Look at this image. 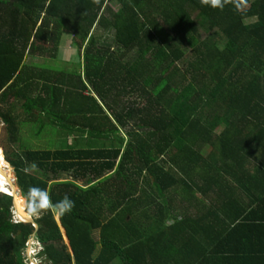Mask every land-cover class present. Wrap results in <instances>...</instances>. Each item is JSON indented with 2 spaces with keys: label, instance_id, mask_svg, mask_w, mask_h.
Returning <instances> with one entry per match:
<instances>
[{
  "label": "trees",
  "instance_id": "trees-1",
  "mask_svg": "<svg viewBox=\"0 0 264 264\" xmlns=\"http://www.w3.org/2000/svg\"><path fill=\"white\" fill-rule=\"evenodd\" d=\"M209 4L0 0V124L9 135L0 157L37 216L45 264H192L187 254L204 256L216 233L244 258L251 242L255 255L243 264H264V0ZM66 33L83 51L81 72L46 67ZM46 126L59 139L36 147ZM22 128L27 144L13 152ZM68 135L76 139L64 145ZM32 188L44 192L39 214ZM193 191L216 195L215 216L188 214L200 204ZM65 196L74 204L58 215L68 241L54 207ZM14 216L13 198L0 192V264H27L35 228ZM216 250L231 251L223 242Z\"/></svg>",
  "mask_w": 264,
  "mask_h": 264
},
{
  "label": "rangeland",
  "instance_id": "rangeland-1",
  "mask_svg": "<svg viewBox=\"0 0 264 264\" xmlns=\"http://www.w3.org/2000/svg\"><path fill=\"white\" fill-rule=\"evenodd\" d=\"M108 5H109V7L113 8L114 10H116L118 8L116 3H114V4H108ZM95 33H96V36H101L102 35V29H99V28L96 29V28H94L93 34H95ZM109 38H111V35L109 36ZM68 39H69V36L65 35L64 36L63 43L68 42ZM76 40L79 43H81V40L78 37L76 38ZM67 46L69 47L70 46V43H68ZM66 49L67 48L64 45L63 46L61 45L59 47V51L57 53V58H59V60L58 59H56V60H50V59L46 60V67L48 69L57 70V71L58 70L59 71H61V70H69L71 72H81V70H83L82 68H83V64H84V59H83V56H82L83 51H80L79 48H77V47H74V48H72L70 50H66ZM79 52H80V55H79ZM80 62H82V63L80 64ZM123 97L126 98V99L129 98L131 101L134 100V98H135V96L133 94H130L129 96L126 95V96H123ZM31 125H32V127H34V125L32 123H31ZM31 125H30V128H32ZM20 128H21V126H20ZM123 131H124V133H127L126 132V129H124ZM43 134L46 135L44 137L45 140H38L36 142V147H39V148H47L49 145H51V143L53 141L57 142L58 139H59L57 135H53L52 134V127H50V126H46L45 127V129L43 131ZM8 136L9 135L7 133L5 134V129L3 127V124H0V145L7 142ZM75 139H76L75 136L68 135L67 139H63V143H64V145H69V144H72L74 142L73 140H75ZM59 143H60V140H59ZM26 144H27V135L25 133V130L22 128L21 129V132L19 133V137H18L17 143L10 144V147H8V145H7V147L9 149L11 148V150L13 152L14 151L21 152L25 148ZM209 151L210 150L207 149L206 150V153H208ZM4 165L7 168V170H10L11 171V173L9 171H7V170L4 169ZM0 175H1L0 177H1L2 181L3 180L5 181L7 178H9L10 181L13 182V186L14 187L17 186L16 185V178H15L13 169L8 164V162L7 163L3 162L1 160V157H0ZM0 191L1 192H6V193H8V191H10L12 193L11 189H9V188H7L6 190H2L0 188ZM15 192H16V195L17 196L21 197L24 200V202H25V208H26L27 207V202H26L25 197L22 195L20 189L19 188L16 189ZM193 192H195V191H193ZM204 196L205 195H203V194L199 195V197L202 198V199L205 198ZM164 199L166 200L165 197H164ZM177 211L173 212V216L175 218L182 215L181 212L176 213ZM15 212H17V210ZM23 212L26 213L25 210ZM17 215H20V214H17ZM35 217H37V216H35ZM15 218H16L17 221H19L17 219V217L14 216L13 222H16ZM57 218H58V214L56 215V219ZM28 219H29V217H28ZM64 239H65V237H64ZM36 241H37V239H36ZM31 244H32V242H31ZM27 247H26V249H27ZM32 247H34L35 250L38 251V247L37 246L32 245ZM26 249L24 251V255L25 256H27ZM40 251L38 253H35V257H36L35 259H34L33 256H31V257H32V259L35 262H37V263H40L41 262L42 264H45L44 258L42 256L41 257L39 256ZM29 254H31V250L30 249H29ZM35 262H33V264H36ZM116 262H119L121 264V262L119 260H116Z\"/></svg>",
  "mask_w": 264,
  "mask_h": 264
},
{
  "label": "crops",
  "instance_id": "crops-1",
  "mask_svg": "<svg viewBox=\"0 0 264 264\" xmlns=\"http://www.w3.org/2000/svg\"><path fill=\"white\" fill-rule=\"evenodd\" d=\"M62 46L64 45L67 48L66 43H63L62 40ZM74 44H71L70 47H68V50L74 48ZM67 50V49H66ZM27 62H34V63H42L43 59L41 57H36V58H29L27 60ZM194 195L199 199L200 204L199 206H194L189 213L194 215V213L196 211H200V213L202 215H204L206 217V219L208 220V212L213 210H216L215 207L211 206V202L214 203V199L216 197L215 194L213 193H207V196H204L205 198H200L199 195H201L199 192L197 193V191L194 193ZM159 199L162 200V197H160ZM219 208V207H218ZM217 210H220L218 209ZM216 213H212V217L215 216ZM227 232H224V234H226ZM213 235V242H210L206 237V241L211 243H207L205 245V253L204 256H199L198 254H187V256H190L192 258L193 263L192 264H243L244 262H248L246 258L250 257V254H252V256L255 255V249L254 246L252 245V243H249L248 246V251H247V255L244 258V252L241 251V249L239 248L238 243L236 242H230V241H226V238L222 237L219 233H216V235ZM193 237V234L191 235ZM68 241V240H67ZM225 243L227 245V247L231 250H227V251H218L216 250V245L219 243ZM218 247H222V246H218Z\"/></svg>",
  "mask_w": 264,
  "mask_h": 264
},
{
  "label": "clouds",
  "instance_id": "clouds-1",
  "mask_svg": "<svg viewBox=\"0 0 264 264\" xmlns=\"http://www.w3.org/2000/svg\"><path fill=\"white\" fill-rule=\"evenodd\" d=\"M209 6H211V7L222 8V7H223V0H210V4H209ZM65 35L69 36V39H68V42H66V45H67L68 43H70V46H71V44H74V43H73V41H74V36L71 35V34H69V33H66V34H64V35L62 36V40H64V36H65ZM70 46H69V47H70ZM67 50H68V46H67ZM85 94H87V93L85 92ZM87 95H88V94H87ZM0 192H1V191H0ZM2 193L7 194V195H9V196H11V197L13 198V196H12L11 194H8V193H6V192H2ZM43 193H44L43 190H42V189H39V188H32V189H29L28 198L31 199V200L33 201V205H32V208H31L30 210H31L34 214H39L40 211H41V209H42L43 207H46V206H42V205H44V203H45V197H44ZM34 194H35V195H34ZM73 206H74L73 201H71L70 199H68L67 196H65L62 200H60L59 202H57V203L54 205V207H55V209H56L58 215H64V214L70 212V211L72 210ZM25 211H26V208H25ZM14 213H15V210H14ZM28 214H29V213H28ZM188 214L191 215L189 212H188ZM30 215H31V214H30ZM15 216H16V214H15ZM31 216L35 219V216H34V215H31ZM15 220H16V218H15ZM18 220H19V219H18ZM16 222H20V220H19V221L16 220ZM16 222H15V223H16ZM32 241H34L35 243H39L38 241H36V239H33V238L29 239V241L27 242V243H28L27 246H28V245L31 246V248H30L31 251L35 249L34 247H32V245H35V246L38 247V251L36 250V253H38L40 250H41V251L43 250V247H42L41 243H39L40 246H38V245H36V244H31L30 242H32ZM27 246H26V247H27ZM27 248H28V247H27ZM26 250H27V249H26ZM41 251H40V253H41ZM28 252H29V251H26V254H27ZM40 253H39V256L41 257ZM31 256H32V254H30V257L27 256L28 258L25 256V257H26V262H27V264H30V262H29L30 259L32 260V264H33V262H35V261L32 259ZM33 257H34V259L36 258L35 255H34ZM35 263H36V264H42L41 262H40V263L35 262Z\"/></svg>",
  "mask_w": 264,
  "mask_h": 264
},
{
  "label": "bare ground",
  "instance_id": "bare-ground-1",
  "mask_svg": "<svg viewBox=\"0 0 264 264\" xmlns=\"http://www.w3.org/2000/svg\"><path fill=\"white\" fill-rule=\"evenodd\" d=\"M0 150L2 151V153H3V150H2V148L0 147ZM4 156V155H3ZM4 159H5V157H4ZM1 176V175H0ZM4 181V180H3ZM2 181V179H1V177H0V188L2 189V190H6L7 188H9V189H11V191H12V193H13V195H14V201H15V205H16V210H17V212L19 213V210H18V206H17V204H16V200L17 201H21V202H24V200L21 198V197H19V196H17L16 195V187H14L13 186V182L12 181H10V179L9 178H7L4 182ZM10 191H8V194H12ZM25 203V202H24ZM25 210V209H24ZM17 212H15V214H16V217H17V219H18V215H17ZM27 214V213H26ZM20 217V216H19ZM27 217H29V219H32V217L29 215V214H27ZM28 219V220H29ZM19 220H25V219H22L21 217L19 218Z\"/></svg>",
  "mask_w": 264,
  "mask_h": 264
},
{
  "label": "water",
  "instance_id": "water-1",
  "mask_svg": "<svg viewBox=\"0 0 264 264\" xmlns=\"http://www.w3.org/2000/svg\"><path fill=\"white\" fill-rule=\"evenodd\" d=\"M12 196H13V208H14V210L16 211V206H15V201H14V195L13 194H11ZM20 222H26V223H30V224H32L33 226H34V228H35V233L33 234V239H35V234H36V231L38 230V228H39V226H38V224L36 223V221H35V219L32 217V219H25V220H20ZM57 222H58V224L60 225V227H61V229H62V232H63V234H64V237H65V239L66 240H68L67 239V236H66V233H65V230L63 229V227L61 226V222H60V219H59V216H58V218H57Z\"/></svg>",
  "mask_w": 264,
  "mask_h": 264
},
{
  "label": "built area",
  "instance_id": "built-area-1",
  "mask_svg": "<svg viewBox=\"0 0 264 264\" xmlns=\"http://www.w3.org/2000/svg\"><path fill=\"white\" fill-rule=\"evenodd\" d=\"M33 242H34V241H32V244H36V245L40 246V244H39V243H35V242L33 243ZM30 243H31V242H30ZM30 248H31V246H30V245H28V248H27V250H26V251H29V249H30ZM35 253H36V250H35V249L31 251V254H32V256H34V255H35ZM27 256H28V257H30V254H29V252L27 253ZM27 256H26V257H27ZM28 257H27V258H28ZM29 262H30V264H32V260H31V259H30V261H29Z\"/></svg>",
  "mask_w": 264,
  "mask_h": 264
}]
</instances>
